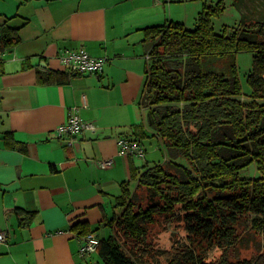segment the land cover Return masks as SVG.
<instances>
[{
	"label": "crops",
	"instance_id": "crops-1",
	"mask_svg": "<svg viewBox=\"0 0 264 264\" xmlns=\"http://www.w3.org/2000/svg\"><path fill=\"white\" fill-rule=\"evenodd\" d=\"M202 3L0 0V15L10 17L18 36L0 50V264H98L93 254L79 256L82 237L70 227L85 220L108 231L120 183H132V169L147 161L146 154L120 155L117 143L143 119L138 98L150 49L144 28L190 23ZM77 47L105 58L102 69H65L59 55ZM73 113L95 129L57 137L54 129ZM102 159L113 163L101 168ZM16 207L34 215H17Z\"/></svg>",
	"mask_w": 264,
	"mask_h": 264
},
{
	"label": "trees",
	"instance_id": "trees-1",
	"mask_svg": "<svg viewBox=\"0 0 264 264\" xmlns=\"http://www.w3.org/2000/svg\"><path fill=\"white\" fill-rule=\"evenodd\" d=\"M227 2L238 19L216 31L213 19ZM240 3L203 0L193 28L175 20L144 28L150 49L138 98L143 119L120 137L135 139L144 152L152 140L161 143L164 159L133 168V188L120 183L109 234L95 235L98 227L85 220L71 224L78 237L99 239L94 253L103 263L152 264L144 258L154 254L149 227L163 216L180 220L185 232L156 251L164 264H264V1L257 17L239 13ZM9 20L0 15V50L18 40ZM241 51L253 53L246 88L235 61ZM6 144L12 145L9 138ZM249 167L250 174L242 173ZM34 212L15 208L27 219ZM244 218L261 247L239 257ZM206 249L218 253L208 257Z\"/></svg>",
	"mask_w": 264,
	"mask_h": 264
},
{
	"label": "rangeland",
	"instance_id": "rangeland-1",
	"mask_svg": "<svg viewBox=\"0 0 264 264\" xmlns=\"http://www.w3.org/2000/svg\"><path fill=\"white\" fill-rule=\"evenodd\" d=\"M264 0H253L252 3H250L248 0H241V3L238 6V9L240 10L239 13L246 12L251 17H257L258 13H260L263 9L262 3ZM209 3V0H208ZM244 3L247 5V7H244ZM234 7V6H233ZM232 6H229V3H226V10L225 12L220 16L213 19L214 28L216 31L221 30L223 24L231 25L238 19V13L236 11V8H233ZM185 25L188 28H193L194 21H191L190 23H185ZM252 52H237L235 55V61L237 65V73L240 78L241 84L243 87L246 88V77L248 72L251 70L252 66ZM154 148H156L153 152L151 148L146 150L145 154L147 155V161L153 162V161H163L164 159V147L161 143H157L156 141L152 140ZM148 141L145 142V146H147ZM156 146V147H155ZM153 148V147H152ZM244 174H250L251 170L250 167L246 168L242 171ZM130 188L134 187V181L129 184ZM177 217V215H176ZM249 219L244 218L240 223L239 226L243 228V236L240 239V242H242V245L238 247L237 251H235V255H238L239 257L243 256H250V252H253L255 249L261 247V243L258 241V238H254L252 233H248L247 229L249 226ZM110 230V229H109ZM109 230L101 233L98 230L95 231L97 234L106 236L109 234ZM185 232L182 228V222L180 220H177L176 218H167L163 216H158L156 221L153 225L149 227L148 237L147 240L151 243V246L153 247V256L144 257L145 259H149L152 264H164L165 260L164 258L156 253L157 250L169 248L173 241L183 240L184 239ZM258 241V242H257ZM240 250V251H239ZM239 251V252H238ZM218 250L214 249H206V254L208 257H212L217 255ZM93 259L94 261L98 262V264H105L103 263L102 259L99 258L100 256L97 253H93Z\"/></svg>",
	"mask_w": 264,
	"mask_h": 264
},
{
	"label": "built area",
	"instance_id": "built-area-1",
	"mask_svg": "<svg viewBox=\"0 0 264 264\" xmlns=\"http://www.w3.org/2000/svg\"><path fill=\"white\" fill-rule=\"evenodd\" d=\"M147 58L149 59V54ZM58 59L69 72L79 74L96 73L102 69L105 61V58L93 56L83 47L66 48L59 55ZM86 129L94 130L95 127L92 123L84 121L77 113H73L68 115L67 119L54 129V133L59 138H69L81 134ZM117 143L120 155L131 154L144 158L145 152L135 139L119 137ZM112 163V159H102L97 162L101 168H108ZM4 239L5 233L0 232V242L4 241ZM98 245L99 239L94 234L88 233L84 235L78 249L79 256L85 258L94 253Z\"/></svg>",
	"mask_w": 264,
	"mask_h": 264
}]
</instances>
